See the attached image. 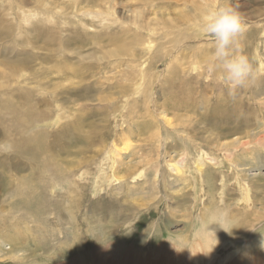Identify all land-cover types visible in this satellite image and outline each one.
I'll return each instance as SVG.
<instances>
[{
    "label": "rangeland",
    "instance_id": "obj_1",
    "mask_svg": "<svg viewBox=\"0 0 264 264\" xmlns=\"http://www.w3.org/2000/svg\"><path fill=\"white\" fill-rule=\"evenodd\" d=\"M1 1L15 6L0 28L28 17L33 36L44 18L52 36L0 52V264H121L137 251L208 264L200 228L228 264H248L264 234V0L210 8L247 22L255 75L234 94L208 71L205 0Z\"/></svg>",
    "mask_w": 264,
    "mask_h": 264
},
{
    "label": "clouds",
    "instance_id": "obj_2",
    "mask_svg": "<svg viewBox=\"0 0 264 264\" xmlns=\"http://www.w3.org/2000/svg\"><path fill=\"white\" fill-rule=\"evenodd\" d=\"M198 31L214 43L209 73L221 71L229 93L234 94L255 75L254 65L241 45L247 31L245 18L237 8L226 4L204 14Z\"/></svg>",
    "mask_w": 264,
    "mask_h": 264
},
{
    "label": "bare ground",
    "instance_id": "obj_3",
    "mask_svg": "<svg viewBox=\"0 0 264 264\" xmlns=\"http://www.w3.org/2000/svg\"><path fill=\"white\" fill-rule=\"evenodd\" d=\"M12 1V0H11ZM11 1H9V2H11ZM206 1V0H205ZM205 1H203L202 3H199V5H197L198 6V8L199 9H201V13H202V15H204V11L205 10H209L212 6H215L216 4H217V1L215 0V1H206V3H204ZM19 2L21 3V4H30L31 2H32V0H19ZM6 3V2H5ZM14 1H13V3H9V4H4V2L3 1H1L0 0V19L1 20H3L4 21V17H5V14H4V12H7V11H5V9L7 8H10V9H13V11H14ZM18 3V2H17ZM42 7H41V9L43 10V13H46V12H48V10H49V8L48 7H46L43 3H42ZM17 6V5H16ZM20 6V5H19ZM23 6V5H22ZM18 7V6H17ZM203 8H205V9H203ZM211 10H214V9H210V11ZM17 11V10H16ZM15 11V12H16ZM8 13H9V11H8ZM9 14H11V13H9ZM13 14H14V12H13ZM56 14V13H55ZM8 16V15H7ZM44 16H46V15H44ZM59 16V15H58ZM58 19V22H55V25H57V24H59V22H60V17H58L57 18ZM6 20H7V18H6ZM25 22H26V25H24V23L23 24H21V22L19 21V24H17V22H16V24H14V25H7V28H5V26H3V28H0V40H7V41H9L10 43H9V45L7 44V46L5 47V49L3 50V49H1L0 50V52H5L6 53V55H9V56H11V57H13L14 55L16 56L17 55V53H16V50H15V47H14V45H12L13 44V42H22V43H28L29 42V40H33V37H34V39H36V40H42V39H47V37H50V36H52V35H49L48 33H47V27H48V25L46 24V22H45V19L44 18H40V19H38V21H37V27H36V33H35V35H31L30 34V19L28 18V17H26V19H25ZM10 23H13V22H8V24H10ZM13 26V28H15L16 26H19V28L20 27H22L23 28V30H24V33H25V36H20V38H17V37H15L14 35H13V28H11ZM4 28H5V30H4ZM254 28V27H253ZM259 29V28H258ZM20 30V29H19ZM46 30V31H45ZM254 30V29H253ZM18 31V30H17ZM197 30H195L194 32H196ZM255 33V32H254ZM2 34V35H1ZM249 37V36H248ZM50 40H52L53 41V39H50ZM49 40V41H50ZM56 39H54V41H55ZM22 52L25 54H27L28 55V50H26V49H23L22 50ZM21 52V56H22V53ZM25 54V56H22V60H23V62L25 63V60H27V55ZM202 55V54H201ZM203 56V55H202ZM11 57H9V58H11ZM12 67V66H11ZM10 73V72H9ZM13 74V73H12ZM28 78V77H27ZM26 78V79H27ZM21 82V81H20ZM9 84H11V83H9ZM25 84H26V82H25ZM24 84V85H25ZM22 86V89H24V91L25 92H27V95H28V89H27V87H26V85L25 86ZM20 89V88H19ZM9 90V89H8ZM10 91V90H9ZM21 91V90H20ZM20 91H17V92H20ZM24 91H22V92H24ZM5 92H7V91H5ZM14 92V91H13ZM23 94V93H22ZM22 96V95H21ZM25 101L27 102V99H28V96H26L25 95ZM223 107V106H222ZM222 109V108H221ZM163 116V115H162ZM165 117L163 116V120H165L164 119ZM234 118H236V115L234 116ZM166 121H167V119H166ZM237 129V128H236ZM224 133H225V131H224ZM258 142V141H262V142H264V134L262 133L259 137H255V141L254 142ZM251 141H249L248 143H250ZM253 147L252 148H250V149H248V150H245L244 152L246 153V154H251L252 152H253ZM230 169V168H229ZM232 169V168H231ZM233 170V169H232ZM201 182V181H200ZM247 182V181H246ZM235 184H237L236 182H234ZM234 184V185H235ZM239 184V183H238ZM239 186H241L240 184H239ZM248 186V183H245L244 185H243V187H242V191H243V193L245 192V193H247L248 191H247V187ZM249 187V186H248ZM246 188V189H245ZM244 193V194H245ZM248 198V197H247ZM245 203V202H244ZM250 201H248L247 200V202H246V204L245 205H248L249 207H250ZM254 219V218H253ZM253 219H251V220H253ZM251 220H247V219H244L242 222H244V221H247L244 225H243V228H246L247 227V225L248 224H250L251 223ZM241 222V223H242ZM250 226H252V224L250 225ZM249 226V227H250ZM248 227V228H249ZM239 228L241 229V227H240V224L238 225V227L236 228V230H238V231H240L239 230ZM198 229V228H197ZM250 229V228H249ZM246 231V230H245ZM244 231V233L245 234H250V232H249V230H247V232H245ZM202 232V228H200L199 229V231H198V233H197V237H196V241H195V244H196V249L197 250H200V251H202V252H204L205 254H206V260H205V263H208V264H228V261L226 260L225 261V258L227 257V255H225V256H223L224 254L223 253H221V255L219 254V252H216V250L215 249H213V248H209L208 246H209V242H207V243H205V245H203L204 243H202V242H204V240L200 237V233ZM244 234V235H245ZM242 235V234H241ZM235 236V235H234ZM240 236V235H239ZM246 236V235H245ZM261 237L260 238H258V240H255V241H253L251 244H250V246L249 247H247L246 249H244L243 250V252H242V257H243V260H248V264H264V234H262V235H260ZM243 237V236H242ZM244 238V237H243ZM242 239V238H241ZM257 239V238H256ZM253 240V239H252ZM218 242V241H217ZM255 242V243H254ZM205 246V247H204ZM195 249V250H196ZM131 251V250H130ZM129 251V252H130ZM182 251V250H181ZM137 253V255L135 256V257H133V256H131L132 254H130V253H127V255H126V257L124 258V260L125 261H123V263H121V264H151V262H150V257L147 255V254H143L142 252H140V251H137L136 252ZM195 253V252H194ZM194 255H196V254H194ZM194 255H193V257H194ZM168 256H169V254H168ZM223 256V257H222ZM156 258V257H155ZM153 260V259H152ZM162 261V260H161ZM168 261H170V260H168ZM203 261V260H202ZM100 264V263H99ZM117 264V263H116ZM229 264H231V263H229ZM232 264H235L234 262H232Z\"/></svg>",
    "mask_w": 264,
    "mask_h": 264
}]
</instances>
